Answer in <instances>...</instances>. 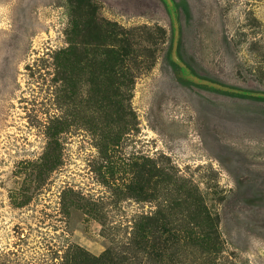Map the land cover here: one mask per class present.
<instances>
[{"label":"rangeland","instance_id":"374dc122","mask_svg":"<svg viewBox=\"0 0 264 264\" xmlns=\"http://www.w3.org/2000/svg\"><path fill=\"white\" fill-rule=\"evenodd\" d=\"M82 1L0 0V263L44 264L67 244L98 256L165 206L170 221L194 216L180 188L217 218L214 264H264V100L197 84L171 58L177 13L191 74L264 93V0ZM112 88L129 91L130 117ZM134 161L170 178L137 198L124 188ZM200 254L183 263L212 264Z\"/></svg>","mask_w":264,"mask_h":264},{"label":"trees","instance_id":"16d2710c","mask_svg":"<svg viewBox=\"0 0 264 264\" xmlns=\"http://www.w3.org/2000/svg\"><path fill=\"white\" fill-rule=\"evenodd\" d=\"M78 1L79 3H75L74 0H69V6L75 7V10L82 8L83 5L85 6V1ZM89 17L91 21L90 28L88 29L89 32L94 36L100 35L101 28L94 18V13H90ZM175 17H177V13H175ZM108 32H113V29ZM179 51L180 47L178 44L177 54L181 59ZM65 52L69 51L65 50ZM70 52L75 53L73 50ZM167 52L170 53V46ZM113 55L112 61L114 64L117 58L115 57V53ZM69 61L66 59L65 65ZM187 67L189 68L188 65ZM190 72L193 73L192 70ZM110 92L113 95L112 100L114 98L112 102H115L118 106L117 114L130 117L131 112L128 104L131 95L129 91L121 94L118 92V89L112 88ZM114 95L118 100H115ZM252 98L264 100L260 97ZM110 104L112 105V103ZM126 126L127 124L124 126L120 125L122 131L116 132L118 135L113 136V138H107V141H104L106 139L99 141L103 147L100 149L102 154L106 155L111 148H115L118 145L122 138L121 135L126 130ZM111 130L113 131V129ZM128 166L131 170L128 171L126 177L127 184L124 185V188L128 191L130 190L137 198L145 199L151 197L152 192L148 190V187L152 178H158V176H163L166 179L170 178L169 174L164 173L162 168L155 169V167H148L146 169L145 165H139L136 161L131 162ZM177 192L179 193V203L177 206L180 208L184 207L181 210H188L194 216L184 215L183 218L170 221L166 217V211L171 207L165 206L166 209H158L154 212L150 211L148 215H137L131 218L128 221L129 225L122 227L124 230L122 237L117 241L111 239V244L116 242L115 245L107 247L98 256L90 254L77 245L67 244L63 251L53 252V258L48 259L44 264H184L186 252H191L192 249L198 251V253L200 252V255L202 253L206 254L212 264H214L221 250V241L219 240L220 237L217 231V218L211 216L206 210L201 202L200 195H195L189 190H181L180 188L177 189ZM84 206L87 208V212H91L96 210L97 204L91 200H86ZM101 227L103 233L107 231L105 234H111L110 228L107 230L104 227V223H101ZM8 255H13V257L16 255L13 252L2 255L8 258L7 264H11L15 258L8 257ZM3 264H6V262H3Z\"/></svg>","mask_w":264,"mask_h":264},{"label":"water","instance_id":"95a60500","mask_svg":"<svg viewBox=\"0 0 264 264\" xmlns=\"http://www.w3.org/2000/svg\"><path fill=\"white\" fill-rule=\"evenodd\" d=\"M167 2L170 4V1L167 0ZM171 18L173 19V40H172V46H171V58L172 60L178 64L181 68L185 69V74L188 77L189 80H192L193 82L197 84H201L202 86H206L208 88H211L215 91H221L225 93H235V94H243V95H248L252 97H260L264 99V93H255V92H248V91H242L239 89L231 88L207 79H198L196 76L191 74L190 70L188 67L185 65V63L178 57L177 54V36H178V29L175 21V15L172 13Z\"/></svg>","mask_w":264,"mask_h":264}]
</instances>
